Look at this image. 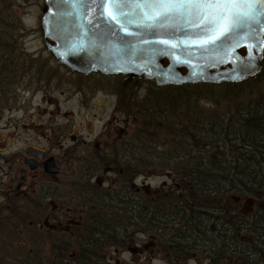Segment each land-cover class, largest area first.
<instances>
[{
  "label": "trees",
  "instance_id": "obj_1",
  "mask_svg": "<svg viewBox=\"0 0 264 264\" xmlns=\"http://www.w3.org/2000/svg\"><path fill=\"white\" fill-rule=\"evenodd\" d=\"M15 4L0 0V99L31 68L19 61L48 67L47 82L54 77L47 59L21 47L33 31ZM114 76L115 111L128 118L127 133L90 148L92 160L71 181L67 195L85 213L45 233L49 250L33 216L34 238L22 241L16 256L0 252V264H154L153 253L166 264H264V62L241 82L158 86ZM100 172L114 175L108 186L95 182ZM144 174L169 181L138 187ZM245 197L256 201L252 213L243 210ZM140 238L147 255L112 257L110 249L132 252Z\"/></svg>",
  "mask_w": 264,
  "mask_h": 264
},
{
  "label": "water",
  "instance_id": "obj_2",
  "mask_svg": "<svg viewBox=\"0 0 264 264\" xmlns=\"http://www.w3.org/2000/svg\"><path fill=\"white\" fill-rule=\"evenodd\" d=\"M140 2L117 10L108 0L102 7L99 0H44L40 29L47 50L81 75H125L158 86L241 82L262 69L264 17L220 35L194 15L164 19L137 7ZM48 170H60L53 158Z\"/></svg>",
  "mask_w": 264,
  "mask_h": 264
},
{
  "label": "rangeland",
  "instance_id": "obj_3",
  "mask_svg": "<svg viewBox=\"0 0 264 264\" xmlns=\"http://www.w3.org/2000/svg\"><path fill=\"white\" fill-rule=\"evenodd\" d=\"M43 3L44 0H16L15 11L22 18L24 25L33 31L30 36L24 38L21 47L27 54L42 55L47 59L48 65L53 69V80L47 82L44 79L48 83L46 91L35 94L33 91L35 92L37 83L33 86L27 78L20 82L14 92L19 95L17 101L13 93L8 94L5 99L8 104L5 106L3 115L5 119L11 117L12 122L18 124L17 127L10 128L15 133L14 142L11 143L14 148L20 145L21 137L29 136V133L34 135V131L40 130L39 127L42 126V130H46L48 134L47 140H43V146L61 155L59 157L63 160V168L60 177L71 183L78 174L79 166L83 165L82 162H86L85 155L90 148L96 147L95 144L105 148L127 133L128 118L123 113L115 111L118 100L115 85L118 84L120 78L98 73L78 77L74 73H68L63 66L56 63L53 55L45 46L40 29ZM21 63L28 64L30 60L18 62L19 65ZM30 65L32 66L31 63ZM44 69L43 76H46L48 67ZM59 137L64 145L62 150L57 140ZM59 172L60 170L52 173ZM95 177L98 178L95 182L98 181L102 186H108L114 175L100 172ZM168 181L169 177L162 174H144L137 177L135 185L147 189H158L160 185ZM70 183H67L64 193L69 189ZM70 198L71 195L64 194V198L60 200L63 205L61 211H47V213L45 211L43 216H41L42 212H34L33 215L45 220V216L51 213L59 216L61 223L67 225L64 227H70L71 224L77 223L78 218L86 211V206L80 204L79 201L73 203ZM242 207L246 214L252 213L256 209V201L245 197L242 200ZM17 220L16 222L9 220L3 225L0 224V252L4 257L18 255L13 251L19 250L21 242L31 241V238H34L30 232L29 221L22 223V219ZM53 224L54 222L48 219L37 231L43 240L41 247L45 250L50 248V241L47 236L45 238V233L52 228ZM139 240L142 241L133 247L132 252H120L113 249L109 251L114 252L112 254L114 259L130 260L133 255L145 256L148 253L140 249V244L144 239ZM14 244H17L18 248L11 251ZM155 254L153 253L154 264H166L160 255Z\"/></svg>",
  "mask_w": 264,
  "mask_h": 264
},
{
  "label": "flooded vegetation",
  "instance_id": "obj_4",
  "mask_svg": "<svg viewBox=\"0 0 264 264\" xmlns=\"http://www.w3.org/2000/svg\"><path fill=\"white\" fill-rule=\"evenodd\" d=\"M30 63L28 65L31 68L28 69L26 76L22 77L21 82L27 78L28 82H32L31 85L35 86L37 83L33 94L45 92L48 83L44 79L47 80L48 77L47 75L43 76L44 67L36 65L38 62L30 61ZM60 66L62 67V65ZM67 71L78 75V77L85 76ZM13 94L17 101L19 95L17 93ZM5 99L4 96L0 99V224L3 225L5 221L9 220L16 222L17 219L27 217L29 218V224L32 226L34 225L32 220V217L35 216L33 215L34 212H42L41 216H43L45 211L47 213V211L62 210L63 205H61L60 200L64 198V194H67V192H64L67 183L70 182L60 177L63 168V160L59 157L61 155L43 146V140H47L48 134L46 130H42V126L39 127L40 130L34 131V135L29 133V136L21 137L20 145L15 148L12 147L11 143L14 142L15 133L10 128L17 127L18 124L12 122L11 117L5 119L3 112L8 104ZM57 140L60 142L62 150L64 145L61 137ZM95 146L98 147L97 144ZM50 158H53L56 166L60 168L59 173L55 174L48 170ZM92 158L93 152L89 149L85 155V160L90 162ZM35 218L37 217L35 216ZM37 219V226L39 227L42 224L44 225L48 219L54 222L52 228L67 226L61 223L59 216L51 213L45 216V220ZM22 223L24 222L22 221Z\"/></svg>",
  "mask_w": 264,
  "mask_h": 264
},
{
  "label": "snow or ice",
  "instance_id": "obj_5",
  "mask_svg": "<svg viewBox=\"0 0 264 264\" xmlns=\"http://www.w3.org/2000/svg\"><path fill=\"white\" fill-rule=\"evenodd\" d=\"M86 2V0H80ZM101 7L105 0H99ZM114 9L119 10L131 0H108ZM147 7L157 16L171 19L172 14H191L207 26L208 31H219L220 35L242 28L264 17V0H141L137 7ZM213 41L216 37L212 38Z\"/></svg>",
  "mask_w": 264,
  "mask_h": 264
}]
</instances>
